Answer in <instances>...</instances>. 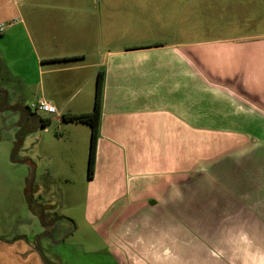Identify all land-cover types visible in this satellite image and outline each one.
Wrapping results in <instances>:
<instances>
[{
	"label": "crops",
	"instance_id": "1",
	"mask_svg": "<svg viewBox=\"0 0 264 264\" xmlns=\"http://www.w3.org/2000/svg\"><path fill=\"white\" fill-rule=\"evenodd\" d=\"M231 1L233 3L228 4L233 7L235 0ZM237 1L233 10L244 12H238L236 16L264 28V0ZM200 2L206 8L211 7L207 5L209 0ZM213 2L219 6L223 0ZM96 4L86 5L81 0H0V25H7L0 36L8 45L34 55L32 64L37 67L33 71H39L40 98L56 106L59 115L55 116L60 118L64 111L59 106H67L75 95L80 94L86 75L95 78V73L104 68L101 129L92 181L99 174L103 143L117 142L115 133L121 130L122 136L127 135L132 142L131 149L135 152L136 169L131 178L137 183L130 187L131 195L159 220L154 234L161 233V210L165 209L176 218H184L185 224H189L188 233L192 230L201 234V248H206L205 239L213 237L218 241L215 249L219 256L215 264H264V82L255 77L257 70L254 77L252 73L245 76L236 72L240 62L246 60L244 65L259 66L264 74V62L259 61L264 52V33L237 38L191 39L196 17L185 18L181 28L177 29V17L181 16L176 11V2L169 1L167 8L174 10L172 18L166 8L167 18L157 25L154 23L157 35L163 36L159 43L125 49L120 43L118 46L113 43L118 48L113 50L109 42H114L117 34L145 37L146 22L142 17L139 19L137 12L144 5L136 3L127 13L134 18L119 21L111 17L112 7H108V16L103 17L101 11L98 23ZM191 4L192 1H185L182 8ZM164 7L159 5L158 9ZM67 14L70 16L66 17ZM238 23L234 19L233 25ZM178 30L180 32L176 33ZM176 34L180 41L170 43V40H176ZM234 43H241L242 56L236 57L240 53L234 54L232 50L224 57L216 51L218 47ZM206 50L216 52L209 54ZM3 51L8 50L3 47ZM0 64L3 65L1 58ZM6 65L12 72L16 68L10 62ZM33 78H27L28 82L31 83ZM242 88L247 90L248 100L237 95L243 93L239 91ZM86 99L94 100L95 95L86 94ZM225 99L234 106V113L219 112V104ZM217 114H242L244 119L254 116L259 130L231 127L223 131L224 137L221 135L222 138L216 140L213 149L207 146L209 143L206 147L194 146V140L200 142L198 134L205 136L206 132L193 125V116ZM158 122L164 124L163 131L157 130ZM194 163H199L202 173L192 172ZM151 168L153 173L149 172ZM187 175L190 177L184 180ZM154 178L165 181L160 185L155 181L150 186L149 181ZM191 182H195L200 190L191 186ZM160 188L164 193H159ZM178 200L185 201L183 207ZM143 201L149 202L151 207L146 208ZM207 217L215 218V226H206ZM102 222L103 219L96 224ZM166 230L171 239L172 226ZM10 238L0 240V264H55L39 255L38 248L26 241L25 235ZM185 244L188 248L182 254L188 253L187 257L175 258V252L165 258V263L193 264L190 260L203 254L202 250H192L193 241ZM115 245L114 241L108 240L91 244L94 254L107 255L99 259L98 264H132L136 258L129 252L125 258L117 256ZM120 245L117 244L118 248ZM151 245L156 249L155 243L151 242ZM204 261L207 260L201 257L200 263L204 264Z\"/></svg>",
	"mask_w": 264,
	"mask_h": 264
},
{
	"label": "rangeland",
	"instance_id": "2",
	"mask_svg": "<svg viewBox=\"0 0 264 264\" xmlns=\"http://www.w3.org/2000/svg\"><path fill=\"white\" fill-rule=\"evenodd\" d=\"M169 1L176 2V11L181 16L177 17L179 26L177 29L181 28V22L185 18L196 17V23L193 24L194 34L191 39L237 38L245 34L254 36L264 33L262 26L248 24L252 20L236 16L238 12H244L233 10L237 0L233 7L228 4L233 3L231 0H223L219 6L213 2L214 0H209L207 5L209 4L210 8H206L202 2L199 3L201 0H81L86 5L92 2L98 3L96 4L98 23L101 11L103 17L108 16L106 13L108 7H112L111 17L119 21L123 18H134V15H127V13L136 3L140 2L144 5V8L138 9L137 12L139 19L142 17L146 22L145 37L125 36V34L118 36L117 34L114 42H109L113 50L118 49L117 43H120L124 49L157 43L163 36L157 35L154 23L156 22L157 25L167 18L165 12ZM185 1H192V4L182 8ZM159 5L165 7L158 9ZM167 9L172 18L173 8L168 7ZM65 16L68 17L70 14ZM234 19L239 22L237 25H233ZM220 22L222 23L219 24ZM97 32L99 36V30ZM179 32L180 30L176 33ZM177 38L178 34L175 35L176 40H170V43L180 41ZM3 47L8 51L2 52ZM232 50L236 54L244 49L241 43H234L227 47H218L216 51L225 57ZM206 51L209 54L216 52ZM262 54L260 62H264L263 51ZM240 56L242 53L236 54V57ZM0 58L3 64H0V240L25 235L26 241L38 248L36 250L39 255L47 257L55 264H98L99 259L102 260L107 255L105 253L103 255L94 254L91 244H98L104 240L116 243L115 253L121 258H125L126 252H129L132 257L136 258L132 264H150V262L166 264L165 258L173 256L175 252V258L187 257L188 253L183 256L182 252L188 248V244L185 243L191 240L195 245L192 250L203 251L202 255L196 257L197 261L191 259V263L201 264V257L207 260L203 262L204 264H208L210 260H212L210 264L217 263L216 258L219 254L215 247H218V241L213 240V237L210 240L205 239L206 248H201L202 243L199 239L201 234L192 230L188 233L189 224H185L184 218H176L168 210H161L159 228L161 233L154 234L159 220L152 215L150 210L142 207L140 200H136L131 195L130 187L135 186L137 181L134 182L131 178L133 170L136 169L133 160L135 152L131 149L130 143L132 142L127 135L122 136L121 130H118L115 131L117 142L103 143L98 177L93 181L90 180L88 178L90 126L83 123L66 122L60 116L46 114L35 109L42 99L37 86L39 71L37 69L33 71L37 68L32 64L34 55L30 56L28 52L18 50L12 44L8 45L0 36ZM6 62L16 65L13 72L9 70ZM245 63L246 60L241 61L239 70L236 72L245 76H251L252 73L254 77L257 70L255 77L264 82L263 69L259 66L252 68V66L244 65ZM99 70H104V68L101 67ZM97 74L98 72L95 73V78L92 75H86V83L80 94L75 95L67 106L59 104V108L64 111L63 114L90 113L93 110L95 99L88 101L86 94L95 95ZM33 76L34 78L29 83L27 78ZM239 91L243 93L238 92L237 95L240 94L243 100L249 99V97L246 98L247 90L242 88ZM219 105H221L220 113L235 112L234 106L227 99L224 102L221 101ZM54 117L59 118L54 120ZM246 117L244 119L242 114L240 116H219L218 114L216 116H193V125L198 130L206 132L205 136L198 134L200 142L194 140V146L206 147V143H209L210 145L207 146L211 149L215 146L216 140L224 137L223 131L231 127L248 128L246 131L259 130L260 125H255L257 121L254 120V116ZM156 127L158 131L160 128L162 131L165 128L164 124L159 122ZM150 138L156 139V137ZM104 154L106 159H104ZM198 165L199 163H194L193 173H202ZM149 172L154 171L151 168ZM189 177L187 175L183 179L186 180ZM163 181L165 180L154 178L149 183L153 186L154 182L160 185ZM190 185L197 187V191L200 190L195 182H191ZM160 192L164 193V189L160 188ZM184 202V200H178L177 203L183 207ZM143 203L146 208L151 207L149 202L143 201ZM216 204L215 202L214 206ZM101 219H103L102 224H96ZM213 220L215 218L211 220L207 217L206 226H215ZM170 225L173 231L172 238L168 239L165 231ZM214 233L216 235V231ZM197 241L199 242L195 244ZM151 242L155 243L156 249H153ZM118 243H121L120 247L124 244L123 248H118Z\"/></svg>",
	"mask_w": 264,
	"mask_h": 264
},
{
	"label": "trees",
	"instance_id": "3",
	"mask_svg": "<svg viewBox=\"0 0 264 264\" xmlns=\"http://www.w3.org/2000/svg\"><path fill=\"white\" fill-rule=\"evenodd\" d=\"M105 86V70H99L96 79L95 102L90 113L72 114L67 113L61 116L66 122L87 124L91 128V141L88 161V178L91 180L95 175L96 153L100 138L101 119L103 110V97ZM19 239V238H18Z\"/></svg>",
	"mask_w": 264,
	"mask_h": 264
},
{
	"label": "built area",
	"instance_id": "4",
	"mask_svg": "<svg viewBox=\"0 0 264 264\" xmlns=\"http://www.w3.org/2000/svg\"><path fill=\"white\" fill-rule=\"evenodd\" d=\"M6 28H7V25L1 24L0 33H3ZM35 109L37 111L45 112L46 114L59 115L58 109L56 108V106H54L53 104H51L50 102L46 100H40L35 106Z\"/></svg>",
	"mask_w": 264,
	"mask_h": 264
}]
</instances>
